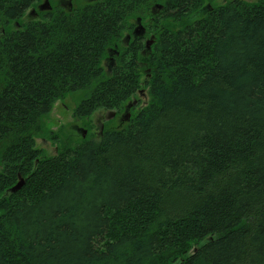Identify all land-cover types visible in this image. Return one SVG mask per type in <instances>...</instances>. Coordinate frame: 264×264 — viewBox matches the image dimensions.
I'll return each mask as SVG.
<instances>
[{"label": "trees", "instance_id": "obj_1", "mask_svg": "<svg viewBox=\"0 0 264 264\" xmlns=\"http://www.w3.org/2000/svg\"><path fill=\"white\" fill-rule=\"evenodd\" d=\"M38 1L0 0V264H264V0L199 17L205 0H97L25 20ZM150 5V54L107 73ZM142 77L150 100L123 128L74 143L46 129L69 94L87 119ZM45 131L58 151L40 157Z\"/></svg>", "mask_w": 264, "mask_h": 264}, {"label": "rangeland", "instance_id": "obj_2", "mask_svg": "<svg viewBox=\"0 0 264 264\" xmlns=\"http://www.w3.org/2000/svg\"><path fill=\"white\" fill-rule=\"evenodd\" d=\"M45 1H47V0H44L43 4H45L44 3ZM48 1H49V4L47 3V5H49L51 8V4H50L51 0H48ZM77 1H79V0H77ZM94 1H97V0H94ZM224 1L225 0H213V2H210L209 0H205L203 2V4L200 6V9L198 10L196 17L201 16L203 14V12L207 13V11H210V8L212 9L213 7H215L217 5L224 4ZM157 4L160 5L159 3H157ZM34 6L30 7L26 11V13L24 15L25 20H32L33 19V17L31 15H29V13L33 10ZM156 6L157 5H153L152 13L153 12L155 14L158 13L159 9ZM194 14H196V13H194ZM145 20H146L145 17H142V18L138 17V19H136V18L132 19L131 22H129V24L133 23V22H137L136 29H138V26H140V25L142 27H140L139 29H143L142 21L144 23ZM153 26H154V24H153ZM139 29L137 30V32L139 31ZM158 30L159 29L152 30L153 35H155V40L153 37H150V38H153V40H154L151 44L152 46L157 41L156 32ZM123 32H122V36H124L126 34V32H124V33ZM152 46H151V48H152ZM110 48H112V47H110ZM110 48L107 49L108 54H110ZM149 50H151V49H149ZM114 52L117 53L115 50H114ZM149 54H150V52L148 51L147 55H149ZM105 59H106V57L103 59V63H104ZM143 62L146 63V61H143ZM141 69L144 70V73H146L145 68L141 67ZM147 69H148V65H147L146 70ZM140 83H141L142 92L139 94V96H135L125 103L124 107L126 106V109L124 107L120 110H118V109L117 110L98 109L93 115H91L87 119H83V118L77 119L73 115V112H74L76 105L79 103V101L81 100V98L83 96V92L78 91V92L71 93L67 96V98L59 100L54 104L51 112L49 114H47L44 118V125H45L46 129L55 132L56 134L60 135L61 138L73 140L70 143L78 142L81 138H86V137L98 138L100 136V134L108 128H123L124 126H126L130 122L131 118L135 117V114L137 113V111L150 100V96L147 92V86H146L144 77H142V80ZM109 111H117L118 113H121L122 120H121L120 116L118 118L117 115H115V117L109 116L110 115V114L108 115ZM127 115L131 116L130 119L126 118ZM123 118H124V120H123ZM83 130H86L85 137H83ZM57 145H58V143L49 137V134L47 133V131H45L44 133L39 135L36 139V146L41 149V154H43L40 157L55 155L58 151Z\"/></svg>", "mask_w": 264, "mask_h": 264}, {"label": "flooded vegetation", "instance_id": "obj_3", "mask_svg": "<svg viewBox=\"0 0 264 264\" xmlns=\"http://www.w3.org/2000/svg\"><path fill=\"white\" fill-rule=\"evenodd\" d=\"M44 0L38 1V3L34 6L33 10L29 13L33 17L32 20L37 21H45L50 13H52V10L54 7L64 9L65 11H69L73 9L75 6H78L79 4H83L85 2H91L94 0H52L50 1L51 8L47 4H43ZM73 1V2H72ZM225 2H228V0H225ZM150 9L148 10V16L146 17L145 22L143 24V29H139L137 32L136 25L137 22H133L127 25V27L124 29V32L126 34L124 36L121 35L119 41L110 48V54L107 53L106 59L103 63L104 70L107 73H113L115 71V68L119 65L118 59L122 58V53H126L128 51L133 50L136 46H139V51L143 56H147L148 54V47H147V41L150 37H153L155 40V35H153V15H152V6H149ZM211 9V8H210ZM143 31V32H142ZM123 32V33H124ZM114 50L117 52L115 53ZM139 65L142 68H147V64L143 62V60L139 63ZM126 109V106L124 107ZM117 111H115V115L117 117L121 118V113L116 114ZM111 114L110 111L108 115ZM114 115V117H115ZM124 120V118H123Z\"/></svg>", "mask_w": 264, "mask_h": 264}, {"label": "water", "instance_id": "obj_4", "mask_svg": "<svg viewBox=\"0 0 264 264\" xmlns=\"http://www.w3.org/2000/svg\"><path fill=\"white\" fill-rule=\"evenodd\" d=\"M45 4H49V1L47 0V1H45L44 2ZM50 7V6H49ZM160 7H161V5H160ZM140 27H142L141 25L140 26H138V29L140 28ZM137 29V30H138ZM154 40H153V38H150L148 41H147V47L149 48V49H151V44H152V42H153ZM110 115L109 116H114L115 115V111H110ZM127 119H130V115H127V117H126ZM102 129V128H101ZM86 135V130H83V137ZM25 178L23 177V176H21L20 175V177H19V179H18V181L16 182V184H14L10 189H9V191L10 192H12V193H14V192H17L18 190H20L24 185H25Z\"/></svg>", "mask_w": 264, "mask_h": 264}, {"label": "bare ground", "instance_id": "obj_5", "mask_svg": "<svg viewBox=\"0 0 264 264\" xmlns=\"http://www.w3.org/2000/svg\"><path fill=\"white\" fill-rule=\"evenodd\" d=\"M152 46V45H151ZM149 50V49H148ZM148 95V94H147ZM147 99V98H146ZM145 105V104H144ZM117 113V112H116ZM129 113V112H128ZM114 117V116H113ZM131 117V116H130Z\"/></svg>", "mask_w": 264, "mask_h": 264}]
</instances>
